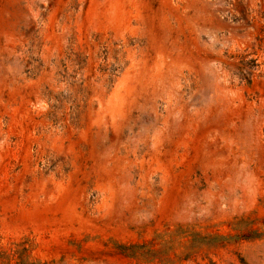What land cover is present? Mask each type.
<instances>
[{"label": "rangeland", "instance_id": "374dc122", "mask_svg": "<svg viewBox=\"0 0 264 264\" xmlns=\"http://www.w3.org/2000/svg\"><path fill=\"white\" fill-rule=\"evenodd\" d=\"M0 264H264V0H0Z\"/></svg>", "mask_w": 264, "mask_h": 264}]
</instances>
